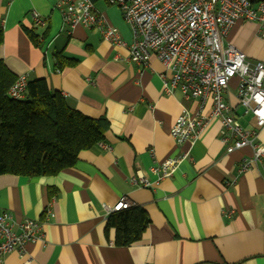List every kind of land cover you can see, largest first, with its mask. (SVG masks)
I'll return each mask as SVG.
<instances>
[{
	"label": "crops",
	"instance_id": "crops-1",
	"mask_svg": "<svg viewBox=\"0 0 264 264\" xmlns=\"http://www.w3.org/2000/svg\"><path fill=\"white\" fill-rule=\"evenodd\" d=\"M58 1L0 0V59L27 81L46 79L71 107L106 117L110 127L104 141L56 175H0V208L17 221L41 220L44 231L23 256L10 252L0 264H264V157L254 158L255 145L264 147V126L238 103V79L227 97L242 126L258 130L253 142L227 152L225 129L216 120L200 138L179 145L171 129L189 102L163 92L162 62L153 56L148 66H138L99 30L66 25ZM93 1L130 42L121 9ZM33 10L44 24H35ZM225 43L264 61V30L256 22L239 20ZM58 54L76 63L60 66ZM185 152L172 175L158 180L153 167ZM244 158L252 160L245 170ZM136 173L152 185L134 183ZM123 197L144 208L150 223L139 241L118 246L115 227L106 231V224L108 208Z\"/></svg>",
	"mask_w": 264,
	"mask_h": 264
},
{
	"label": "built area",
	"instance_id": "built-area-1",
	"mask_svg": "<svg viewBox=\"0 0 264 264\" xmlns=\"http://www.w3.org/2000/svg\"><path fill=\"white\" fill-rule=\"evenodd\" d=\"M118 6L132 31V40L123 38L119 29L109 25L98 12L93 0H59L56 8L68 26L82 24L99 30L103 39L128 50L127 60L146 67L153 56L164 65L161 73L163 92L179 93L189 102L176 119L171 135L182 145L203 135L212 121L225 129L222 141L231 153L253 142L255 128L242 126L235 106L228 100L230 83L238 79V103L256 119L258 128L264 126V61H251L247 55L225 38L239 21H253L264 30V0H105ZM36 25L45 23L37 11H31ZM27 78L21 76L9 90L16 99L25 97ZM188 156L182 153L153 167L158 180L172 175L178 164ZM264 157V147L255 145L254 158ZM243 170L252 160L243 159ZM132 181L149 187L152 183L141 173ZM132 207L125 197L108 208V213ZM49 217L54 213L47 210ZM41 220H15L0 208V263L10 252L26 253V245L43 239Z\"/></svg>",
	"mask_w": 264,
	"mask_h": 264
},
{
	"label": "trees",
	"instance_id": "trees-1",
	"mask_svg": "<svg viewBox=\"0 0 264 264\" xmlns=\"http://www.w3.org/2000/svg\"><path fill=\"white\" fill-rule=\"evenodd\" d=\"M27 34L39 43L34 30ZM4 40L0 29V47ZM60 66L76 60L57 55ZM19 77L0 59V175L51 176L75 165L83 150L105 140L110 122L92 118L71 107L65 96L53 91L46 79L29 80L25 97L16 99L9 90ZM52 194V192H51ZM150 218L140 206L112 212L106 231L115 227V244L127 246L139 241Z\"/></svg>",
	"mask_w": 264,
	"mask_h": 264
}]
</instances>
